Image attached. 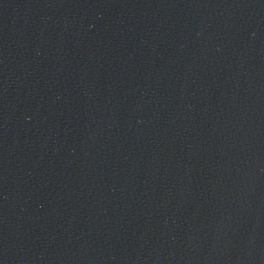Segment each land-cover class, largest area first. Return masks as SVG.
<instances>
[{
    "label": "water",
    "instance_id": "obj_1",
    "mask_svg": "<svg viewBox=\"0 0 264 264\" xmlns=\"http://www.w3.org/2000/svg\"><path fill=\"white\" fill-rule=\"evenodd\" d=\"M0 264H264V0H0Z\"/></svg>",
    "mask_w": 264,
    "mask_h": 264
}]
</instances>
